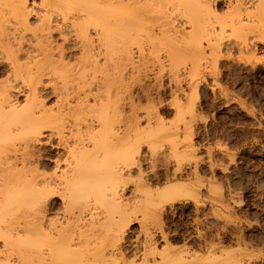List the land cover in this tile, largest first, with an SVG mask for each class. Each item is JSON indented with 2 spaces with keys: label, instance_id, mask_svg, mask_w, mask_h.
I'll return each instance as SVG.
<instances>
[{
  "label": "bare ground",
  "instance_id": "6f19581e",
  "mask_svg": "<svg viewBox=\"0 0 264 264\" xmlns=\"http://www.w3.org/2000/svg\"><path fill=\"white\" fill-rule=\"evenodd\" d=\"M169 1L170 0H38V8L36 7L35 10L34 7H30L29 5H27L28 0H0V226L3 224H8L7 222L11 223L10 226H12L13 222L11 221L15 220L16 218L17 219L14 221L15 222L14 225H17L16 221L18 220V218L20 219V217H23V213H22L23 211L24 213L26 211L29 214L28 215L29 218L28 217L27 218L28 220H30L28 222V225L30 226L27 227L26 231H24V233L29 232L28 234L29 237L27 238V240H25L26 238H24L23 240L25 241L21 240L15 242L14 240V243H12L10 246L20 250V252H25L26 255H29L30 259L33 260V261L32 260L29 261V262L32 261L33 262V263L31 262L32 264H204V263L241 264L242 263L241 261H238L236 258H231L234 255V254L231 255L233 253L231 250L229 251L226 250V254L230 251L232 252L231 254L229 253L231 256L228 255L225 257H224L225 252H223L222 254L220 252L222 250H217L216 252L218 253L220 252L219 257L218 258L214 257L215 259H212L213 255H217V254L214 253L213 255L210 254L212 250L215 248V247L213 248L210 244L209 246L213 248L209 253L211 259L209 257L206 260H201L199 259V257L197 258L193 255H190L188 249H184L185 247L182 248L184 249L182 251L180 249H179L180 251H175L172 249L174 247L170 246V244L168 243L167 241L168 237H166V234H164L163 230L160 231L161 230L160 226L162 224L160 225L158 223H161L160 220L161 218L159 219L160 222L159 220L157 222L156 218L158 219L157 213L161 214L160 211L164 210L163 208L165 207V204H170L172 201L174 202L175 197L179 193H181L184 190V188L166 185L161 190L150 189L151 188L149 187L150 184L147 183V180H144V178L142 177L143 171L139 167V162L141 158L140 149L142 143H145V145L147 146V151H148V155H150L149 157L150 160L155 161L154 156L157 155L156 154L157 151L159 153L158 149L162 146V140L170 142L171 141L170 137H172L171 135L174 136L175 133H171L170 130L171 126L170 128L165 127V124H163L162 120L160 118L157 119L158 116L156 114L155 115L157 117L153 116L152 113L148 116H152L150 117V119L151 118L152 120L154 119L152 121L153 124L147 123V127L145 128L142 127L144 126L142 124H141L142 126H140L142 120L139 121V115L135 116L136 114L134 113H133L134 116L132 114L127 115L128 117H125V121L123 122L124 117H121L120 113L123 114L124 112L122 111L120 112L119 108L121 107L119 106L118 108L115 104L116 102L111 101V98L113 96L112 93L114 92L111 90H113L114 88L116 89L117 86L121 85L122 79L123 82L124 79L126 80V78H121V77L127 76L126 73H125L126 75L121 76V73L123 71L122 72L120 71L121 73H119V68H118L119 66L117 61L114 64L116 65L118 71V72L115 71L116 75L117 73L118 75L116 76L114 73V75L116 76L114 77L115 80L113 79V77L111 78L118 85L116 84L115 86H113L112 84H110L111 78H107V79L104 78L107 81L109 80V82L104 81V83L100 82L97 85H96V81L93 82V79L95 77L94 76L95 71L97 72L96 69L98 66L96 60L98 59V57H97V53L95 54L94 50L100 48L99 50H97V52L100 51V53L103 54L102 57H104L105 61H109L113 54L117 55L119 53H120L119 55H121L120 57H123L122 56L123 54L124 55L123 59L127 61L128 58L132 56V55L129 56V50L132 51L133 45H136L137 48L139 46H142L140 45L141 43L140 40L143 38H139L140 36H138L141 35L142 33L138 34V32L140 33L141 30L143 31V28L144 30L146 29V31H148L147 30L148 27L146 28V26L143 25L145 23L142 24L143 22L142 19H147L144 18L145 15L143 14L147 13L149 14L148 17H150L151 13L157 14L159 12L161 15L162 13H164L163 12L164 7H167V5L172 3L174 4V0L173 1L171 0V3L167 4ZM175 3L176 6L173 4L172 5L175 6L176 9L178 8L177 10L178 12L180 9L181 11L180 13L182 14L181 16L184 15V17L186 18L185 21L190 25L191 32H193V34L192 33L186 34V32L189 30H187L185 33H184V29L179 28V30H176L177 28L174 25L176 29L170 27L171 29L166 30L167 33L172 32L171 34L173 35H169L170 37L169 36L166 37L172 39V37H175L177 34H180V36L178 35L179 39L181 38L180 40L182 39L187 40L188 38H190L189 43H192L193 45L194 42L191 41V37L193 40L194 36L197 37L203 35L202 37H207V39H205L207 40V43L212 44L211 41L212 40L215 41V39L221 35V32L214 34V32H217V30L213 26H210L212 24L209 23L210 20L208 19V17L211 11L214 10V7H212L210 0H175ZM237 5L239 6V1L236 3L235 6ZM261 5H258V7H256L257 8L256 11L259 12L260 8L262 9V11H264V8L259 7ZM231 9H233L234 11L237 10L234 8ZM240 9L237 12H239ZM161 10L162 12H160ZM256 11L254 10L252 14L255 15ZM232 14L234 13L232 12L231 15ZM258 14L256 15L257 18L259 17ZM166 15L167 14L164 15L165 21L164 24H162V26L160 25V23L159 25L157 24L158 20L157 21L153 20V22L155 23L157 22L156 24L159 27H164L167 26L168 24H172L173 26L174 24L173 22L170 23L166 21V17H165ZM203 16L207 17L209 21L206 22L207 24L201 22L205 19L203 18ZM249 17L250 16H247L246 18L244 16L245 19H248L246 20L248 22L245 21L246 23L245 22L243 23L248 25L247 23L253 22L251 24L249 23L251 25V29L254 24V21L258 22V24L255 23L258 26L262 24L261 26L264 27V23H262L264 22V20H260L259 22L255 20L256 19L255 17L254 21H252ZM223 20L225 21L226 19ZM234 20L236 21L239 20L240 21L239 25L242 23L240 19H234ZM144 21L151 22L150 19ZM155 23L153 24L157 26ZM199 23L201 25H199ZM236 24H238V22ZM230 25H233V23H230ZM220 26L222 27V25ZM249 26L244 25L243 27H247L248 29L250 28ZM231 27L234 29V26ZM238 28L240 27L238 26ZM240 29L242 30V25ZM236 30L237 29H235L234 32ZM152 31L153 30H151L150 32L153 33L154 31L153 32ZM91 32L92 33L94 32L95 37H97L95 40L97 41V43H95V41L92 39L93 35H91L92 34ZM147 33H149V31ZM235 33L238 34V31ZM217 34L219 36L217 37L214 36L215 38L212 37L213 35H217ZM159 37L163 39L164 36L163 37L159 36ZM199 38L195 40L196 43H199L201 41V40L199 41ZM239 39L238 41H240ZM166 40H168V38H166ZM216 40L218 41V39ZM173 41L175 40L173 39ZM214 41H213L214 47L219 46V45L215 46V43L217 41H215V43ZM219 41L217 42L218 44ZM150 43L151 45L153 43L155 44V42H150ZM94 44H97L98 48H95ZM200 45L201 44L199 43L198 47ZM196 46L197 44L194 43L193 46L189 45L188 49L190 50L191 47L192 48L194 47L192 50L198 49ZM212 46L213 45L208 47H211L210 49H212L213 48ZM157 48H155L154 51L152 49V52L154 54ZM172 50L173 53H175L174 49ZM195 51L197 52L198 50ZM173 53L172 56H174ZM186 54L187 53L185 52V55ZM191 54L192 55L194 54L198 56V58H201L200 51L198 53H191ZM119 55L117 56L118 58ZM181 55L182 54H180V59L183 58L184 60L189 58V57L184 58L183 56L185 55H182L181 57ZM172 56H171L172 59H176ZM197 59L194 61H197ZM104 60H102L101 62H104ZM114 60L117 59L113 58V61L111 60V62H109V67L114 66V64L112 65V62H115ZM119 61H121V63L123 62V60H120V58ZM194 61H189V62L193 63ZM124 62L122 64V67L124 66V64H126ZM106 65L107 63L104 64V66ZM170 65L171 68H169V72H171L172 70V72L174 71L175 74V71L178 66L175 67V65L173 66V64ZM104 66L103 67L100 66L99 68L102 67L103 69ZM136 67L137 66H135V68ZM182 67H184V65ZM110 68L113 69L115 68V66ZM138 68L139 66L137 67L136 70H134V68H131V70L134 71L133 72L134 74L135 72H137L138 74L136 73V75H139ZM105 69L107 68H104V70L100 73H104V71H106ZM139 69L141 70L142 68ZM107 70H109V68ZM113 70L111 71L114 72ZM187 70H188L187 71L188 74L185 76L188 77L189 75L191 76L192 74H194L193 71L192 73L189 72V70L191 71L193 69H187ZM111 71L110 73L109 71L108 72L106 71V73L104 74L108 76L109 74L112 73ZM177 71L176 73L179 72ZM107 73L109 74L107 75ZM133 75L130 74L129 76L132 77ZM142 75L138 77L134 76L135 78L133 77L129 81L127 80L128 86L131 84L135 86L139 84L140 81L139 77H142ZM106 76L104 75V77ZM118 76H121L119 77L121 81L120 79H117ZM116 79L118 80V82L120 81L119 82L120 84L116 81ZM98 81H100V79ZM115 82L113 83L112 81L113 84H115ZM108 83L113 86L111 90L109 89V92L110 91L112 92V93L110 92V94L108 93V86H110ZM140 84L138 88L141 91L137 89L138 92L139 91L142 92L141 96L143 95L145 96L146 94H148L147 98L149 99L150 93L149 92L147 93V91H145L147 89L145 88V85L141 86ZM136 87H134L135 93L137 91ZM123 88L124 90L127 89V87H123ZM131 88L129 89L131 90ZM117 89H119V87ZM119 91L118 93L116 92L118 95L119 93H121V91L120 92ZM129 91L127 93H129ZM127 93H125L126 94L125 98L126 97L132 98V96L134 95V94L133 95L129 94L128 96ZM19 95L23 96L24 100L22 104H18L14 102L13 98ZM118 95L116 97H118ZM138 95L140 96V93ZM47 97H49L50 99L53 98L52 106L48 107L46 101H44L46 100L45 98ZM69 97L71 99H69ZM145 99L146 96L144 100ZM72 100L76 103V104L73 103L74 105H76V107H74L73 104L71 105V103L69 102ZM138 100L139 99H136L135 102L138 103ZM190 101L192 102L191 99ZM130 102L132 101L129 100V103H127L128 106L131 104L136 109L137 106L135 105V103L132 104L133 102L132 103ZM121 105L123 106V104ZM132 106L128 107V109L131 110L130 108ZM145 109L147 111V108ZM124 114L123 115L126 116V113ZM147 120L149 121V119ZM149 122H151V120ZM182 136L180 138H182ZM184 138H186L185 135L183 136L182 140H184ZM172 142L173 141H171V143ZM43 144L44 145L47 144L53 147L54 149H57L58 152L55 153V156H49V155L46 156L42 154L40 151L41 149H39L38 146ZM170 150H171V154L170 153L169 154L171 155L172 158L176 160L174 161V163L176 162V169L173 171L170 177L168 174H166V176L165 174H163L165 177L164 182L166 183H171L174 180H181V177L179 175L177 176L176 174L178 169L181 168V166L179 167L180 160L184 159V156H186V153H182V152L178 153L174 148V146H171ZM192 151L195 152V150ZM43 158L45 160H43ZM159 159L160 160L163 159V161H165L164 157L162 159L161 158ZM171 161L173 160L171 159ZM48 163H52L53 165L51 174L47 175L46 173H41L39 170L41 168L43 169L48 168L49 165ZM152 163H151L152 164L151 167L154 166V162ZM164 164L166 165V163ZM197 165L196 164H194V166L192 165L194 168L193 172L194 170L196 171ZM134 168H136L135 171H137L138 169V172H136L138 175V180L137 182H135L134 185L135 187L134 192L135 194L137 193L138 194L135 195L133 193L132 198L129 197L130 199L128 198L123 199L122 196L123 193L122 194L120 193L123 191L124 187H126L127 184L129 183L126 180V177L131 176L130 173ZM173 168L174 166L172 167V169ZM150 169L152 170V168ZM194 174L196 175L198 173H194ZM197 177H199V174ZM196 181L199 184L200 182L202 183V181H199L198 178ZM176 183L178 182H175L173 184L178 185ZM203 183H205L204 180ZM140 187H142L144 190H138V188ZM207 190L208 189H206V191ZM211 193L213 195V192ZM55 194H57V196H59V198L61 199L65 212L66 211L68 212L66 213V215L68 214V216L70 217L73 216L71 218L67 217V219L69 218L68 219L69 222L64 223L59 228L51 227L50 222H48L47 220H46L47 222H45L44 220L45 218L44 212L47 209V208L45 209L46 207L45 203H47L50 197H52ZM182 194H184V192H182ZM175 208L176 207H174V209ZM136 215H140L141 220L143 222L145 221V223L148 222V220H152V222L151 221L150 222L151 224H153V220L155 219V222H157V224L160 225L159 226L160 229L158 228V226L156 227L157 229H159L160 238H162L161 241H164V245H163L164 247L163 248L161 247V249L157 250L155 243H153L151 240L152 238L150 236L151 234L149 235L147 234V231L141 222L139 224H141L140 225V229L142 230L141 233H144L143 234L144 240L141 241L142 243L141 246L139 243L137 245H134L135 247H132L133 252L131 253L132 255H130L132 256V258L131 257L129 258L128 255L126 256L123 253L124 250L122 249V243H124L125 241L124 240L125 230L128 229L127 227L130 225V223L131 222L133 223V221L136 219ZM159 216L161 217V215ZM192 223L194 222L192 221ZM201 223L202 222H200V225ZM213 225L215 226L216 223ZM10 226L6 225V228L7 227L9 228ZM10 228L8 230H10ZM14 228L16 227L14 226ZM21 228L22 227H19L18 229ZM0 229L3 230L2 233H0V238L4 240V245H3L4 246L3 250H4L7 246H9V242L8 240H6V237H9L10 235H8V233H11L12 231H8V233L6 234V232H4L5 231L4 227ZM168 229L170 230V228ZM15 230L17 231V228ZM172 231L174 232V230ZM220 231H221V227H220ZM185 232L188 233L187 231ZM199 232L201 233L200 230L198 231V233L196 232L197 235H199ZM215 232H216L215 234H217V230ZM4 233H5V237L3 236ZM17 235L19 236V233ZM205 235L202 236L201 233L200 237L202 236L205 238ZM239 235L240 234H238L237 237H239ZM136 236H138V234H136ZM10 237H13V235ZM20 237L23 236H21L20 234ZM24 237L26 236L24 235ZM200 237L199 240L200 239L204 240V238H200ZM186 239H188V237ZM209 240L210 243L212 244L211 241L212 239H208V242ZM218 240H221V238ZM235 241L236 242L240 241V239L237 238V240ZM204 242L205 240L203 241V244L206 243ZM198 245L199 244H197V246ZM234 248L236 251V247ZM26 255H24L25 257L21 256L23 260L24 258L29 259V257ZM128 258L131 260L128 261L129 260ZM17 259H20V257L19 258L17 257ZM4 261H6V259ZM29 262L27 261L26 263L30 264ZM19 263L22 264V261L20 262L19 260Z\"/></svg>",
  "mask_w": 264,
  "mask_h": 264
},
{
  "label": "rangeland",
  "instance_id": "374dc122",
  "mask_svg": "<svg viewBox=\"0 0 264 264\" xmlns=\"http://www.w3.org/2000/svg\"><path fill=\"white\" fill-rule=\"evenodd\" d=\"M238 1H239L240 7L238 5L235 6ZM257 1L258 0H241V1L240 0H210L212 7H214V10L211 11V13H210V15L212 17L210 15L208 17L210 22L208 21L207 17H205V16H203V18H205V19L201 22H203L204 24H207L206 22L208 21L210 24H212L210 26H213L217 30V32H214V34L221 32L220 36L218 34L212 36V37L219 36L216 38V39H218V41L220 40L219 44L217 43L218 41L216 39H215V41H217L216 43L214 40H212L211 41L212 44H209V43H207V40H205V39H207V37H202L203 35L202 36L200 35L201 37L200 36H197V37L194 36L193 40L191 37V41H193L195 44H197L196 47L198 49L192 50L194 47L193 48L191 47L189 50L188 49L189 45H191V46L194 45V43H193V45H192V43H189L190 38H188L189 41H188V39L187 40L185 39L186 41L184 39L180 40L181 39V38L179 39L180 34H177L175 37L171 36L172 39L171 38L169 39V37H170L169 35H173V34H171L172 32L167 33L166 30L171 29L170 27H173V28L176 27L177 28V29L175 28L176 30H179V28L184 29V33L187 30H189L186 32V34H190V33L193 34V32H191L190 25L185 21L186 18L184 17V15L181 16L182 14L180 13L181 12L180 9L178 12L177 11L178 8L177 9L175 8V6H176L175 0H174V4L172 3L175 6H173L172 4H169V3H171V0H170L167 3L169 5H167V7L163 8V12L165 14H167L165 16L166 21L170 22V23L173 22L174 23L173 26H172V24H168L169 26L167 25L164 27L158 26L159 23L161 26H162V24H164V21H165V19H164L165 14L164 13H162L161 15L159 12L157 14L153 13L154 15L151 13L150 17L152 19L150 17H148L149 14H147V13L143 14L146 16V17L144 16V18H147V19H142L143 20L142 24L145 23L143 25H145L146 28L148 27L147 30L149 31V33H147L148 31H146V29L144 30V28H143L144 32L142 30L140 33L138 32V34L142 33L141 35H138V36H140L139 38H143L140 40V42H141L140 45H142V46H139L140 47V48L138 47L139 49L137 48L136 45H133V47H132L133 49L130 48V49H132V51L129 50V56L130 55H132V56H130L131 58L130 57L128 58V60H127L128 62L125 59H123V57H124L123 54H122L123 57H120L121 56V55H119L120 53L117 55L113 54L109 61H105L104 57H102L103 54L100 53V51H98L100 54L97 52V50H99L100 48L97 47V44H94L95 45L94 47L98 48L97 50L95 49L96 51L94 50L95 54L97 53V57H98V59H96L97 65L99 66L101 64L100 66L103 67L104 64L107 63L108 66L106 65L107 67L104 66V68H107V69L109 68V70L105 69L107 72L109 71V73L111 70L114 69L113 70L114 72L111 71L112 72L111 74H113V75L107 73V75L108 74L109 75L106 76V74H104V73H106V71H104V73H100L104 70V68L102 69V67L99 68L100 66L99 67L97 66V69H96L97 72L95 71V75H94L95 77L93 79V82L96 81V85L100 82L104 83V81H107L106 80L107 78L113 77V79H114V77H116L118 75V73L116 75V72H118V71H117L116 65L114 64V63H116V61H117L118 66H119V67L117 66L119 68V73H121L122 71L124 72V73L122 72L123 74L121 73V76L127 74V76H125V77L124 76L123 77L118 76V78H117V79H120L119 77L126 78V80L124 79L125 84L127 83L126 86L123 82V79H122V81L120 79L121 85L117 86V88L119 87V89L116 88L118 91L120 90L122 94L119 93V95H118L117 94L118 91L115 88H114L115 90L114 89L111 90L113 88V86H115L117 84L114 81L115 79L112 80V78H111V80L113 81V83L115 82V84H113L112 81L110 80V84H112L113 86L108 83L110 85V86H108V93L110 94L111 91H114L113 93L111 92L113 94L111 101H115L116 102L115 104L118 108H119V106L121 107V108H119L120 112L122 111V112L126 113V116H124L125 115L124 113H123L124 115L122 113H120L121 117H124L123 122L125 121V117H128L127 115L132 114L134 116V114H136L135 116L139 115V121L142 120L141 123L139 122L140 126L144 125L142 127L145 128V127H147V123H152V121L154 120V119L152 120V118L150 119V117H152V116H148L152 113L153 116H156V115L158 116V117L156 116L157 119L160 118L162 120L163 124H165V127L170 128V126H171V128H170L171 133H175L174 136L171 135L175 140L172 137H170L171 141H173L172 143H171V141L169 142V141L162 140V146L158 149L159 153L157 151V153H156L157 155L154 154V155H156V156H154L155 161L150 160V158H149L150 155H148L147 146L145 145V143L141 144V149H140L141 150L140 151V154H141L140 157L141 158H140V162H139V167L143 171L142 177L144 178V180H147V183L150 184L149 187H151L150 189H152V190L153 189L154 190L155 189L161 190L166 185L184 188V190L182 191V192H184V194H182V192L179 193L175 197L174 202L172 201L173 203L171 202L170 204H165V207L163 208L164 210L160 211L161 214L157 213L158 219L156 218V220L158 222V220L161 218L160 219L161 223H158L160 225L162 224L161 226L158 225L157 222H155V219L153 220V224L156 223L157 225L154 224L155 225L154 226L153 224H151L152 220H148V222L145 223V221L143 222L141 220L140 215H136V219L133 221V223L132 222L130 223V225L127 227L128 229H126L127 231L125 230V233H124V240L125 241L123 240L124 243H122V249L125 251V252L123 251V253L126 256L128 255L129 258L130 257L132 258V256H130V255H132L131 253L133 252L132 247H135L134 245H137L139 243L141 246V244H142L141 241L144 240L143 239L144 233H141V231H142L140 229L141 224H139L142 222V225L145 227L147 234L148 235L151 234L150 236L152 238L151 237L150 238H151L152 242L155 243L157 250L161 249V247L162 248L164 247L163 246L164 241H161L162 238H160V233H159V229L161 227L160 231L163 230L164 234H166V237H168V239H167L168 243L170 244V246L174 247V248H172V247H170V248H172L175 251H180V250L182 251L184 249H188L190 255H193L197 258L199 257V259H201V260L208 259L210 257V254L213 255V253L217 254V255H213V257H212V259H215V258L219 257L220 252L222 254H223V252H225L224 257L228 256V255L231 256L234 254L235 256L233 255L234 257L232 256L231 258H236L238 261H241L243 264H246V262H247V264H264V29H262L264 27L261 26L262 24H260L258 26L257 25L258 22L254 21V18L256 17V15L258 13H259L258 14L259 17L258 18L256 17L255 20H257L259 22H260V20H264V11H262L261 8H260L259 12L256 11L257 10L256 7H258V5L262 4L259 7L264 8V1H262V0H259L258 2ZM27 5H29L30 7H34L36 10V7L38 8V0H28ZM170 6H171V8H170ZM173 7L175 8V10ZM231 8H234L237 10L234 11ZM238 8L239 9L242 8V9H240V11L237 12L239 10ZM251 9L253 11L255 10L257 13L255 12V15H253L252 14L253 11ZM246 10H248V11H246ZM243 11H245V12H243ZM250 11H251V13H250ZM160 12H162V10ZM228 12H229V14H228ZM232 12L234 14L231 15ZM34 13H36V12H34ZM244 16L246 18H247V16H250L249 18L252 21H254L252 29H251L250 24L253 22H251V23L249 22L250 24L247 23L248 25H246L245 23L248 22V21H246L248 19H245ZM239 17H241L243 20ZM148 18L151 20V22L150 21L149 22L144 21V20H149ZM233 18L234 19H240L242 23L239 25L240 21L239 20L236 21ZM223 19H226V20L224 21ZM153 20L154 21L158 20V23L156 22L158 25L155 22H153ZM237 22H238V24H236ZM243 22H245V23H243ZM153 23H155L157 26H155ZM230 23H233V25H230ZM255 23H257V24H255ZM262 23H264V22H262ZM218 24L222 25V27ZM174 25H175V27H174ZM199 25H201V24L199 23ZM241 25H242V30L240 29ZM244 25L245 26L250 25L249 26L250 28L247 29V27H243ZM177 26H179V27H177ZM231 26H234V29ZM238 26L240 28H238ZM258 27L259 28L262 27V28L259 29ZM149 28L151 30H153L154 32L152 31L153 33H151L150 32L151 30ZM235 29H237L235 32L238 31V34L234 32ZM256 29H257V31H256ZM155 31H156V33H155ZM246 32H247V34H246ZM91 35H93L92 39L95 41L97 37H95L94 32ZM159 36H162V37L164 36V37L162 39ZM166 36H169V37H166ZM243 37H245V38H243ZM166 38H168V40H166ZM198 38H199V41L201 40L199 42L201 44L199 47H198L199 43H196V41H195ZM173 39L175 41H173ZM238 39L240 41H238ZM171 40H172V42H171ZM146 41H148V42H146ZM213 41L215 43V46L219 45V46H216L218 48L214 47ZM150 42H155L156 45L154 43L151 45ZM95 43H97V41H95ZM180 43H182V44H180ZM187 43H189V44H187ZM184 44H186L187 46ZM138 45H139V43H138ZM170 45H171V47H170ZM211 45H213L212 49H210L211 47H208ZM134 47H136V48H134ZM155 48H157V50H155V54H154L152 52V49L154 51ZM214 48H216V49H214ZM172 49H174L175 53H173ZM195 50H198V51L196 52ZM190 51H193V52H190ZM199 51H200V57L201 58H198V56L191 54V53H198ZM185 52L187 53L186 55H188V56L185 55ZM172 53L174 54V56H172ZM176 53L178 56L176 55ZM252 53H253V55H252ZM180 54L185 55V56H183L184 58L189 57V58H187L188 60L187 59L183 60V58L180 59ZM190 54H191V56H190ZM118 55H119L120 60H123V62L125 60L124 63H126V64H124L123 67H122L123 62L121 63V61H119V58L117 57ZM182 55H181V57H182ZM114 56H116V57H114ZM171 56L176 58V59H172ZM113 58H116L117 60H114L115 62H112V65L114 64L115 68L111 69L110 67H114V66L109 67V62H111V60L113 61ZM195 58L197 59V61H194V60H196ZM101 59L104 60V62H101L102 61ZM168 61H169V63H168ZM189 61H194V62L191 63ZM129 62L130 63L132 62V63L130 64ZM135 62H136V64H135ZM98 63H100V64H98ZM213 63H214V65H213ZM133 64H135V65H133ZM170 64H173V66L175 64H177V65H175V67L178 66L176 71L178 70L179 72L177 71L178 73H176V71H175V74H174V71L172 72L171 69H170L171 72H169V68H171ZM183 65H184V67H182ZM135 66H137V67L139 66V68H142L141 70L138 68L139 75H136L137 72H135V74H134L133 73L134 71L131 70V68H134V70H136L137 67L135 68ZM98 69H99V71H98ZM100 69H102V70H100ZM187 69H193L191 71L189 70V72L192 73V71H193L194 74H192L191 76L189 75L188 77L185 76L188 74ZM130 72H132V73H130ZM114 73L116 76L114 75ZM142 73L144 76L142 75ZM130 74H132V75L134 74V75L132 77H130L129 76ZM104 75L106 77H104ZM141 75H142V77H139V80H140L139 84L141 82V84H140L141 86L145 85V88L148 89V90L146 89L145 91H147V93L148 92L150 93L149 94L150 96L148 99L147 98L148 94H146V92H145V94H146L145 100H144L145 96L144 95L141 96L142 92H140L141 90L138 88L139 84L136 85L137 87L133 84L128 86V81L131 78H133L134 76L138 77ZM128 77H130V78H128ZM104 78H106V79H104ZM95 79H97V80H95ZM99 79H100V81H98ZM101 79H102V81H101ZM117 79H116V81L118 82ZM107 82H109V80ZM122 84H124V85H122ZM132 85H133V87H132ZM120 86L127 87V89L126 88L125 89L128 91L130 90L129 88L132 87L130 90L131 92L129 91V93H127L128 91L124 90V88L120 87ZM134 87H136V90L138 89L140 91L138 92V90H137L135 93ZM109 89L111 90L110 92H109ZM122 89H123V92H122ZM125 93H127L128 96H129V94L130 95L134 94V95L132 96V98L131 97L125 98V96H126ZM137 93L138 94L140 93V96ZM116 94L118 95V97H116L117 96ZM108 96H111V95H108ZM134 96L135 97L137 96V97L135 98ZM138 97H140L141 99ZM15 98H16V101H15ZM13 99H14V102H16L18 104H22L23 100H24L23 96H20V95L15 96ZM45 99L46 100H44V101H46V104L48 105V107L52 106L53 98L50 99L49 97H47ZM69 99H71V98L69 97ZM128 99L133 102V103L132 102H130V103H132V104L135 103V105L137 106L136 109L131 104L128 106V104H127V103H129ZM136 99H139L138 103L135 102ZM147 99L150 102H148ZM190 99L192 100V102L190 101ZM127 100H128V102H127ZM193 100H194V102H193ZM69 102L71 103V105L73 103H75L73 100L69 101ZM121 104H123V106ZM73 106L76 107V105H74V104H73ZM130 106H132L130 108L131 110L128 109V107H130ZM145 108H147V111ZM126 111H128V112H126ZM144 116H146V117H144ZM147 117H149V118H147ZM156 117H153V118H156ZM147 119H149V121L151 120V122H149ZM190 128H192V129H190ZM189 133H191V134H189ZM182 135L183 136L185 135V137H186V138H184V140H182L183 139ZM181 136H182V138H180ZM170 145L174 146V148L176 149V151L178 153H181V152L186 153V156H184V159L180 160L181 164L179 163V167L181 166V168L178 169L179 172L177 171V174H176L177 176L179 175L181 177V180H174L171 183H166V182H164L165 177L163 174H165V176H166V174H168L170 177V175L176 169V162L174 163V161H176V160L174 158H172L170 155L171 154V150H170L171 146ZM38 147H39V149H41L40 150L41 153L46 155V156L47 155L55 156V153L58 152L57 149H54L53 147H51L47 144L46 145H44V144L39 145ZM176 147H178V148H176ZM183 149H184V151H183ZM192 150H195V152ZM158 154H159V156H158ZM163 157H164L165 161H163V159H162ZM159 158H161L162 160H160ZM168 158H170V159H168ZM144 159L147 161V163ZM171 159L173 161H171ZM43 160H45V159L43 158ZM152 162H154L155 168H154V166L151 167V165L153 164ZM163 162L166 163V165H168V166H166ZM48 164H49L48 168H46V169L41 168L39 171L41 173H46L47 175H50L52 172V169H53V165H52V163H48ZM194 164H196V165L198 164L197 165L198 170L196 169V171L194 170V172H193ZM173 166H174V168L172 169ZM207 166H208V168H207ZM166 167H167V170H166ZM150 168H152V170ZM135 170H136V168H134L131 171V173H130L131 176H129V177L125 176L126 180L129 183L127 184L126 187H124L123 191L120 193V194L123 193L122 194L123 199H126V198L130 199L129 197L132 198L133 197L132 194L133 193L135 194L134 185H135V182H137V180H138V175L136 173V172H138V169H137V171H135ZM170 170H172V171H170ZM189 171H191V172H189ZM192 172H193V174H192ZM194 173H198L199 177H197L198 174L195 175ZM197 178L199 181H202V183L200 182V184H199L196 181ZM199 178L200 179L202 178V179L200 180ZM203 180L205 183H203ZM194 181L197 183H195ZM175 182H178V183H176L178 185L173 184ZM207 182L209 184L211 183L210 186ZM206 189H208V190L206 191ZM138 190H144V189L142 187H140V188H138ZM211 192H213V195ZM217 192H220V193H217ZM215 193L218 195H216ZM137 194H135V195H137ZM45 204H46L45 209L46 208L47 209L44 212L45 216L43 214V216L45 217L44 220H45V222H47V221L50 222L51 227L59 228L64 223L69 222V220H68L69 218L73 217V216H71V217L68 216V214L66 215V213H68V212L67 211L65 212L62 201L59 198V196H57V194L50 197V199ZM174 207H176L177 209L176 208L174 209ZM169 209H171V210H169ZM166 211H168V212H166ZM22 213H23V217L19 216L21 220L18 218V220L16 221L17 225H14V223H15L14 221L17 218L15 220L11 221V222H13V225L17 228V231L15 230L16 228H14L13 225L10 226L11 223H9V222H7L8 224H3L4 226L3 225L0 226V228L4 227V230H5L4 232H6V234L8 233V231H12L11 233H8V235H10V236L13 235V237H10V236L6 237V240H8V242H9V246H7L4 250H3L4 240L2 238H0V251H3V252H0V257H1L0 264H3V263H5V264H20L19 260H20V262L22 261V264H27L26 263L27 261L29 262L30 260H32V259H30L29 255H26L25 252H20V250L10 246L12 243H14V240H15V242L21 241L24 238H26L25 240H27V238L29 237L28 236L29 232L24 233V231H26L27 227L30 226V225H28V222L30 221V220H28L29 214L26 211H25L26 214L24 213V211ZM22 213H20V214H22ZM63 213H64V215H63ZM209 213H211V214H209ZM69 215H71V214H69ZM159 215H161V217ZM223 216H225V217H223ZM67 217H69V218L67 219ZM49 219H51V220H49ZM194 219H195V221H194ZM160 220H159V222H160ZM71 221H72V219H71ZM192 221L194 223H192ZM227 221H229V222H227ZM195 222H196V225H195ZM200 222H202L201 225H200ZM212 222H214V223H212ZM225 222H227L228 224ZM215 223L217 226L213 225ZM232 224H235V225H232ZM6 225L10 226L12 229L9 227L10 230H8L9 228L8 227L6 228ZM152 225H153V228H152ZM156 226H158L159 229H157ZM235 226H236V228H235ZM19 227H22L24 230L22 228L18 229ZM220 227H221V231H220ZM168 228H170V230ZM222 228L223 229L225 228V229L223 230ZM0 230H1L0 233H2L3 230L2 229H0ZM21 230H23V231H21ZM172 230H174V232ZM199 230L201 231L202 236H204L206 234L205 235L206 239L202 236L200 237V235H201L200 232H199V235H197ZM202 230H204V231H202ZM216 230H217V234H215ZM222 230H223V232H222ZM15 231H16V233H15ZM179 231L181 232V234ZM183 231L184 232L187 231L189 234L186 232L184 233ZM209 232L211 235L209 234ZM18 233H19V236L17 235ZM22 233H23V235H22ZM158 233H159V235H158ZM203 233H204V235H203ZM223 233H225V234H223ZM14 234H16V235H14ZM20 234L23 237H20ZM136 234H138V236H136ZM238 234H240L241 236L239 235V237H237ZM8 235H6V236H8ZM24 235L26 237H24ZM3 236L5 237V233L3 234ZM14 236H17L18 238L14 237ZM186 236L188 237V239H186L187 238ZM217 236H219V237H217ZM230 236H232V237H230ZM199 237L204 238L206 243L204 242L205 244H203L204 240L203 239L199 240ZM220 238H221V240H218ZM237 238L240 239V241H237L238 243L235 241V240H237ZM208 239H212L211 240L212 244L210 243V240L208 242ZM25 240H23V241H25ZM190 241H192V242H190ZM233 241H234V243H233ZM197 244H199V245L197 246ZM209 244L213 248L214 247L215 248L214 249L211 248V246H209ZM199 246H200V248H199ZM202 246H204L205 248ZM201 247H202V249H201ZM234 247H236V251H235ZM182 248H184V249H182ZM232 248H233V250H232ZM201 250H202V252H201ZM211 250H212V252H211ZM217 250H222V251H220L218 253V252H216ZM226 250L227 251L231 250L233 253L230 251L226 254ZM22 251H25V250H22ZM15 253L17 256L15 255ZM22 253L29 257V259L26 258L27 260L24 258L25 263H24L23 258L21 257V256L25 257ZM229 253L230 254L232 253V254L230 255ZM2 256H3V258H2ZM17 257L18 258L20 257V259H17ZM5 259H6V261H4ZM210 259H211V257H210ZM247 259H249V260H247ZM130 260L131 259H129L128 261H130ZM1 261H4V262H1ZM31 262H29V263L32 264L33 262L32 263ZM204 264H207V263H204Z\"/></svg>",
  "mask_w": 264,
  "mask_h": 264
}]
</instances>
